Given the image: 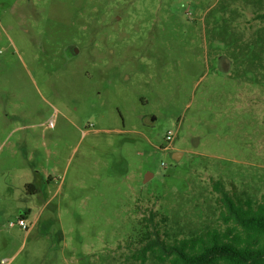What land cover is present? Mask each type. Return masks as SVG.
Here are the masks:
<instances>
[{"label": "rangeland", "instance_id": "1", "mask_svg": "<svg viewBox=\"0 0 264 264\" xmlns=\"http://www.w3.org/2000/svg\"><path fill=\"white\" fill-rule=\"evenodd\" d=\"M261 14L264 0H0V264H141L149 209L169 243L223 228L217 181L259 201Z\"/></svg>", "mask_w": 264, "mask_h": 264}, {"label": "trees", "instance_id": "2", "mask_svg": "<svg viewBox=\"0 0 264 264\" xmlns=\"http://www.w3.org/2000/svg\"><path fill=\"white\" fill-rule=\"evenodd\" d=\"M258 19L264 20V14ZM223 187L220 181L214 184L229 212L220 215L223 228L212 227L168 243L161 238L160 224L149 209L140 222L136 239L141 245L135 247L133 258L141 264L148 258L156 264H264V194L255 203L232 200ZM162 234L169 237L165 231Z\"/></svg>", "mask_w": 264, "mask_h": 264}, {"label": "built area", "instance_id": "3", "mask_svg": "<svg viewBox=\"0 0 264 264\" xmlns=\"http://www.w3.org/2000/svg\"><path fill=\"white\" fill-rule=\"evenodd\" d=\"M173 138H174V133L173 132H168V135L166 136V140L168 142H171L173 140ZM161 165L162 166H166V164H164L163 162L161 163ZM18 225L20 227H22L23 229H25V230L28 228L27 223H26V221L24 219H19L18 220Z\"/></svg>", "mask_w": 264, "mask_h": 264}, {"label": "flooded vegetation", "instance_id": "4", "mask_svg": "<svg viewBox=\"0 0 264 264\" xmlns=\"http://www.w3.org/2000/svg\"><path fill=\"white\" fill-rule=\"evenodd\" d=\"M73 51H77V50H74L73 49V47H71V48H69V52L70 53H73ZM155 118H152V121L154 120ZM174 139V138H173ZM167 141V140H166ZM173 141V140H172ZM171 141V142H172ZM168 142V141H167ZM171 142H168L167 144V146H165V147H163V150H169V149H171L172 148V144H171ZM172 150V149H171ZM179 154H181L180 153V151L179 150H177V149H173L172 151H171V155L172 156H178ZM180 156V155H179Z\"/></svg>", "mask_w": 264, "mask_h": 264}, {"label": "water", "instance_id": "5", "mask_svg": "<svg viewBox=\"0 0 264 264\" xmlns=\"http://www.w3.org/2000/svg\"><path fill=\"white\" fill-rule=\"evenodd\" d=\"M176 157H179V155L176 156ZM172 158H173L174 161H177L178 160V158H175V157H172Z\"/></svg>", "mask_w": 264, "mask_h": 264}, {"label": "crops", "instance_id": "6", "mask_svg": "<svg viewBox=\"0 0 264 264\" xmlns=\"http://www.w3.org/2000/svg\"><path fill=\"white\" fill-rule=\"evenodd\" d=\"M24 220H25V218H24ZM27 226H28V225H27ZM26 230L28 231V230H29V227H28ZM27 234L29 235V233H27ZM28 235H27V236H28ZM27 236H26V237H27Z\"/></svg>", "mask_w": 264, "mask_h": 264}]
</instances>
